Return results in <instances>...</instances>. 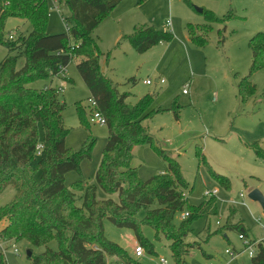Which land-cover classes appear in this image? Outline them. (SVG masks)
<instances>
[{"label":"rangeland","instance_id":"1","mask_svg":"<svg viewBox=\"0 0 264 264\" xmlns=\"http://www.w3.org/2000/svg\"><path fill=\"white\" fill-rule=\"evenodd\" d=\"M48 2L45 31L50 34L64 32L63 17L70 15L68 7L59 0L57 6ZM196 8L210 10L219 18L227 12L233 16L224 24L213 23L206 34L207 43L202 45L191 41L188 35L187 23L207 24L204 14ZM141 26L171 31L173 38L138 53L126 36ZM219 29L224 37L222 40ZM30 30L28 21L11 16L5 22L4 34L7 37L18 32L26 34ZM261 31L264 32V0H121L90 34L105 54L99 64L100 76L107 84L111 80L117 84L119 93L128 92L130 105L149 99V109L155 113L144 123L153 145L179 163L187 183L184 194L188 203L198 205L206 200L207 211L193 220L192 231L184 239L191 245L185 255L188 264H251L258 243L264 246V210L258 201L248 197L254 189L264 196V156L256 152L259 150L264 154V69L256 70L250 76L255 84L251 97L241 102L236 93V82L248 74L250 67L248 40ZM6 53L7 49L0 44V61ZM23 63V57L18 58L17 67ZM92 64L89 60L80 65L73 58L60 79L55 78L53 82L37 79L29 84L35 88L58 85L61 89L60 99L66 105L63 121L69 129L65 138L68 147L78 150L88 137L96 139L90 157L80 161V173L70 171L65 174L68 186L76 180H82L84 184L95 183V172L107 141L108 123L88 122L87 128L81 125L76 108L79 103L84 109L85 121H89L88 106L92 100L106 110L111 106L107 86L96 80ZM145 79H150L152 84H145ZM155 79H164V82ZM90 85L96 93L90 90ZM197 148H201L203 160ZM131 152L132 165L137 167L142 180L166 167V162L149 143L135 144ZM217 175L225 178L227 184L224 185ZM35 178L39 180L40 171L36 172ZM214 190L210 196L215 198L216 204L213 197L209 199L206 194ZM75 193L82 194L80 191ZM12 195L13 189L5 188L0 193V207ZM96 198L117 200L118 196L97 186ZM215 206L216 212H211ZM143 216L142 209L137 217ZM180 218L178 215L176 221ZM228 220L242 224L243 235L252 242L253 255L239 237L240 231L225 228ZM4 224L5 220L0 219V229ZM104 232L109 240L122 246L140 264H162V259L167 260V264H174L169 242L163 237L156 239L148 225L142 227V234L152 243L154 252L144 249V255L140 257L133 255L136 239L132 229L118 227L104 219ZM3 241L7 247L3 256L6 264H31L26 251L30 248L32 253L44 250V247H32L23 239ZM14 247L19 250L18 255L13 253ZM49 247L56 249V241H50Z\"/></svg>","mask_w":264,"mask_h":264},{"label":"trees","instance_id":"2","mask_svg":"<svg viewBox=\"0 0 264 264\" xmlns=\"http://www.w3.org/2000/svg\"><path fill=\"white\" fill-rule=\"evenodd\" d=\"M59 1L70 12L63 17L66 30L50 34L45 31L48 0H0V44L7 49L0 61V193L7 187L13 189L11 199L0 207V219L5 220L0 236L5 240L23 239L32 247H44L43 251L31 254V264H107L114 257L125 264H140L122 246L106 237L104 219H109L118 227L132 229L136 243L154 252L152 243L142 234V227L150 226L156 239L163 237L169 242L174 264H188L185 255L191 245L184 239L192 231L193 220L207 211L206 200L198 205L188 203L184 194L187 183L179 163L153 145L144 123L155 113L149 109V99L130 105L128 92L119 93L117 84L109 79L107 84L100 76L99 62L105 54L90 34L121 0ZM202 13L207 24L187 23V28L190 40L203 45L208 41L206 34L211 25L224 24L233 14L227 12L219 18L210 10L202 9ZM11 16L28 21L31 30L6 37L5 22ZM221 31L218 30L220 40L224 39ZM126 38L136 52L143 53L160 42H170L173 33L141 26ZM248 46L249 71L236 82L241 102L255 92V84L250 80L252 73L264 69V32L253 34ZM20 57L24 63L17 67ZM105 57L107 60V54ZM73 58L80 65L92 60L95 78L106 84L112 103L106 110L97 102V109L108 123V134L95 183L76 180L68 186L65 174L80 173V161L90 157L96 139L88 137L78 150L68 147L65 138L69 129L62 114L66 105L60 99L59 88L52 85L35 88L29 84L37 79L59 77ZM90 90L96 93L92 85ZM76 108L81 125L89 128L84 109L79 103ZM141 143L152 145L166 162L162 172L146 180L138 176L137 167L132 165L131 149ZM256 152L264 156L259 150ZM197 153L203 160L201 148H197ZM37 171H40L39 180L35 178ZM216 177L227 184L222 176ZM97 186L109 194L117 193V200L97 199ZM77 191L82 194L76 195ZM216 208L211 212H216ZM142 209L144 216L139 219L137 214ZM183 212L188 215L176 221ZM224 226L245 234L241 223L228 220ZM53 240L56 249L49 247ZM0 264H6L3 257ZM251 264H264L261 243L251 256Z\"/></svg>","mask_w":264,"mask_h":264},{"label":"built area","instance_id":"3","mask_svg":"<svg viewBox=\"0 0 264 264\" xmlns=\"http://www.w3.org/2000/svg\"><path fill=\"white\" fill-rule=\"evenodd\" d=\"M50 1L52 2V4L57 6V1L58 0H50ZM12 36H13V34H9L8 35L9 38H11ZM143 82L145 84H148V85L152 84V81L150 79H145V80H143ZM156 82L163 83L164 79H157ZM59 90L61 91L60 88H59ZM89 107L91 108V112L89 114V122L90 123H98L100 125H104V124L107 123L106 118L104 117V115L97 109L96 102L94 100L91 101V105H89ZM214 193H215V190L212 191V192H207L206 194L210 196V195H213ZM240 196H243V194L240 193ZM187 215H188L187 212H183L181 214V218H184ZM263 233H264V226H263ZM239 237L241 239H243V243L249 247V249H250L249 250V254L253 255V251L251 249L252 248L251 247V243L252 242L247 240V238L242 233H239ZM6 249H7V247L5 246V242L3 241L2 237L0 236V258L5 255ZM13 253L18 255L19 254V250L16 247H14L13 248ZM226 253L230 254L231 252L226 250ZM133 255L135 257H140V256L144 255V248L140 244L136 243L134 248H133ZM161 262H162V264H167V260H165V259H162ZM107 264H125V263L121 259L114 257V258H110L107 261Z\"/></svg>","mask_w":264,"mask_h":264},{"label":"water","instance_id":"4","mask_svg":"<svg viewBox=\"0 0 264 264\" xmlns=\"http://www.w3.org/2000/svg\"><path fill=\"white\" fill-rule=\"evenodd\" d=\"M198 12H202V8H196ZM155 81H157V79H155ZM248 197L254 201H258L260 203V205L262 206L263 210H264V196L258 191V190H251L248 193ZM32 254V251L30 249H28L26 251V255L28 257H30Z\"/></svg>","mask_w":264,"mask_h":264},{"label":"crops","instance_id":"5","mask_svg":"<svg viewBox=\"0 0 264 264\" xmlns=\"http://www.w3.org/2000/svg\"><path fill=\"white\" fill-rule=\"evenodd\" d=\"M62 74H63V73H61V75H60L59 77H54V78H52V80H53V79H55V78H56V79H60V78H61V76H62ZM63 78H64V77H63ZM64 79H65V78H64ZM52 80H50V81H51V82H53ZM52 86H57V87L59 88V86H58V85H52ZM60 86H61V85H60ZM96 106H98V104H97V103H96ZM98 110L101 112V110H100V109H98ZM101 113H102V112H101Z\"/></svg>","mask_w":264,"mask_h":264}]
</instances>
